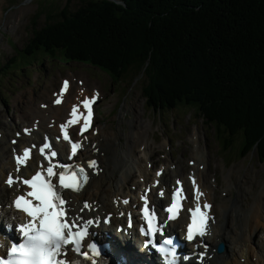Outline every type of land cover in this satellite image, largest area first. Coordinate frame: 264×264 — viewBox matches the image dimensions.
Listing matches in <instances>:
<instances>
[{
    "label": "trees",
    "instance_id": "16d2710c",
    "mask_svg": "<svg viewBox=\"0 0 264 264\" xmlns=\"http://www.w3.org/2000/svg\"><path fill=\"white\" fill-rule=\"evenodd\" d=\"M55 13L26 57L141 75L147 107L194 105L223 150L240 139V157L255 147L264 163V0H80Z\"/></svg>",
    "mask_w": 264,
    "mask_h": 264
},
{
    "label": "rangeland",
    "instance_id": "374dc122",
    "mask_svg": "<svg viewBox=\"0 0 264 264\" xmlns=\"http://www.w3.org/2000/svg\"><path fill=\"white\" fill-rule=\"evenodd\" d=\"M67 2L70 9H75L80 0H0V65L9 66L0 69V90L4 95L0 93V133L4 136V131H7L6 143L16 129L15 126H20V120L27 122L33 118L27 113L29 109L27 107H36L40 100L47 101L50 92L56 90L60 77L66 75L67 71H73V75L82 79L85 76L88 79L85 83L89 85L96 83L103 89L105 97L99 105L96 120L101 137L104 138L111 132L115 133L117 146L120 147L123 142H127L126 138L130 136V131L134 130L135 133L146 125L145 132L142 131L141 134L144 141L156 151L150 153L152 163L156 160L161 162L168 156L172 162L183 163L185 167L183 172L189 168L187 160L195 156L190 154L191 152L204 155L201 160L208 166L206 169L208 171L204 169L203 172L206 185L212 187L215 183L210 182L212 177H215L216 183L219 184L217 191H214L213 199L214 212L218 220L216 232L225 223L228 230L231 229V234L237 236L242 230L240 225L243 219L250 222L246 214L251 211L250 207L259 201L261 191H264V164L257 161L252 153L240 157V139H236L227 147L228 149L223 150V145L215 138L214 128L203 123V118L195 115L190 107L177 108L175 112L165 114L148 109L141 92L142 77L135 78L133 72H128L122 81L112 83L107 74L89 65L51 58L44 59L47 60L46 63L36 59V62L33 61L29 65L26 62L31 57L25 61L21 54L18 55L31 37L32 28L38 29L46 20L54 18L55 11L63 8ZM70 65L87 68L85 71L89 73L74 71ZM11 67H18L20 70L12 71ZM20 111L24 117L20 116ZM141 142L142 140L138 139L137 143ZM136 150L135 157L144 163L142 147L140 149L136 147ZM7 155L10 158L9 150ZM131 179L128 180V189L138 180V176ZM93 190H89L87 194ZM105 192L111 196L114 191L105 188ZM220 192H226V195L221 196ZM223 200H227L231 206L227 213L220 209ZM262 204L263 211L259 217L264 218V199L261 198ZM235 205L237 207H234ZM252 212L254 215V211ZM253 224L256 230L252 238L257 240L264 233V224L260 225L258 221H254ZM246 230L251 232V229ZM133 245L130 252L125 248L123 250L128 257L136 252L138 244ZM114 250L117 261L119 253L117 249ZM238 261L244 262V258H238Z\"/></svg>",
    "mask_w": 264,
    "mask_h": 264
},
{
    "label": "snow or ice",
    "instance_id": "6c2138e0",
    "mask_svg": "<svg viewBox=\"0 0 264 264\" xmlns=\"http://www.w3.org/2000/svg\"><path fill=\"white\" fill-rule=\"evenodd\" d=\"M67 86L68 82L65 81L54 103H61L60 95L65 92ZM95 100L96 94L90 98L85 97L81 102L83 112L79 110L77 105H73L70 119L66 124L61 125L60 131L63 139L71 144L69 159H72L76 154L79 145L70 139L66 127L67 125H75L82 120L83 123L80 124L79 130L81 133L85 132L91 123V105ZM49 148L50 145L46 141L39 146L41 156L45 161H49L47 167H41L30 178H14L9 174L5 181L9 187L16 183L27 187L28 190L17 195L11 203L16 209L26 214L28 219L26 222L15 226V231L19 235V242L11 243L7 247L6 256L0 255V264H66V259L61 257H66L69 252L88 258V253L83 252L81 246L84 238L88 235L87 225L92 224L93 220L89 219L84 224L79 223L83 219L80 216H72L69 220L70 210L62 194L63 190L80 191L84 183L88 181V175L85 169L80 166H76L73 170L69 164L51 163V158L55 157L57 153L52 151L50 155L46 154V150ZM30 158L31 152L27 147L23 149L22 154L14 157L17 166L25 165ZM88 167L95 169L96 162L89 160ZM57 169L61 170L57 171ZM17 170L19 171V167ZM177 184H180V181H177ZM193 189L198 200L202 194L196 189L195 181H193ZM180 193L181 189L177 188L172 193L171 204L164 209L170 221L176 219L180 211L181 204L178 200ZM141 199L145 198L141 197ZM88 207L89 205L85 202L84 208ZM209 209L210 205L206 202L202 206L197 203L194 209H188L190 222L186 226V240L192 241L195 237H203L206 234ZM141 211L144 213V220L147 223L146 229L143 227L140 229L145 237L144 247H152L163 254L165 264H176L174 247H164L160 245L159 241L153 242L151 237L157 233V226L154 225L153 216L148 213L147 208L141 209ZM172 244L171 239L163 241V245L171 246ZM88 247L93 256L99 254L95 245L90 244ZM199 255L202 257L203 253ZM184 259L188 260V257L185 256Z\"/></svg>",
    "mask_w": 264,
    "mask_h": 264
},
{
    "label": "bare ground",
    "instance_id": "6f19581e",
    "mask_svg": "<svg viewBox=\"0 0 264 264\" xmlns=\"http://www.w3.org/2000/svg\"><path fill=\"white\" fill-rule=\"evenodd\" d=\"M68 78L72 80L74 76L68 75ZM69 84H70L69 85L70 88H73L72 82H69ZM94 84L95 83H93V85ZM83 86H86L87 90H91L93 87H95V86L89 87V85L85 83V81ZM150 97L148 99H151ZM72 100H73L72 97L69 96V94H67L64 97L62 103L55 107L52 106L50 102L49 104H47V102H43V108H40L38 104L36 107H31V106L27 107L29 108L27 113L30 114L31 118L33 117V119L29 120L28 125L23 124V126H30L32 129L30 136L25 137L24 139L25 145H28L30 142H34V141L41 142L43 140L42 139L43 134L49 132L54 133L53 138L56 141L55 137L60 134L57 127L58 124L64 122V120L67 117L70 118V113L72 108L69 107H70V102H72ZM42 101L43 100H40L39 102ZM19 113L20 116L22 117L25 116L23 115V112L20 111ZM34 118H39L37 123L35 122ZM35 126L37 127L36 130H34ZM6 132L7 131H4V136H0V144H2L0 147V206H1L0 212L2 213V219L0 218V230L2 231L5 239L8 238L9 236V230L3 228L2 225L4 226V223L6 224L12 223V216L16 217L19 214V212L15 211L12 208V204L8 200V196L11 195V191L17 190L19 186L17 184H14L13 186L9 187L8 185L2 184V182H4V179L6 178L5 177L6 172L11 170L13 167V163L11 161V155L10 158L7 155V152L9 149L11 150L12 145L8 143L9 140L6 143ZM141 133H142L141 129L136 130L135 133L134 130L130 131L129 132L130 136L126 138L127 142L126 143L121 142L122 145L118 147L117 146L118 142L116 141V136L114 135L115 133L112 132L110 134L108 133L103 138L100 136L99 132L92 129L91 126H89L88 129L82 134H78L75 131L77 138L86 148L85 151L80 154L81 159L83 160V162L85 160L95 159V162L98 163V166L96 167L98 169L97 170L98 172L96 173L94 169L93 171L92 169H90L89 171L90 178L85 188L82 191L77 192V194L69 195L70 197H72V201L69 202L71 207L74 205L77 199H89L92 202V205L97 207L96 211L93 214L95 215L99 214L101 211L104 210L108 211L110 210V208H112V203L110 202V195L105 192V188H109L112 190V192L114 191L113 192L114 194H112V196L119 195L118 198L119 203L117 205L118 210L132 208V203L136 198V196H133L130 190L128 189V180L130 178H135V175L136 176L139 175V176H143L145 181L150 182L153 177V170L151 172V170L147 167L148 161H145L143 163L141 162L140 158L135 157L137 151L136 147H139L141 145V143L140 144L137 143L138 139L144 141L143 135ZM144 143L146 144V147L144 149V156L146 158L149 154L145 150L146 149L148 150L149 144L146 143L145 141ZM66 145H67L66 143L56 141V148L59 152V155L62 157H65L67 154V152L65 151ZM200 155L201 157L199 159H202L204 155L202 154ZM197 161L198 159H196V162ZM34 162H35V158L31 159L28 166L29 167L33 166ZM198 165L199 164H197L196 167V175L198 177V181L200 182L202 188L206 190V197L208 199H211L210 193L208 189H206L207 188L206 184L205 185L203 184L204 171L203 169L199 170ZM184 169L185 168L183 163L176 161L175 169H173L172 175L173 176L185 175V172H183ZM206 169H208L207 164H206ZM26 170L27 168L24 169V171ZM29 173L30 172H27L26 175H28ZM169 175H170V169L164 166V173L162 174V178H166ZM87 189L90 190L94 189V190L90 192L88 195L86 193ZM213 190L214 188L211 189L212 192H214ZM261 192L262 193H260V196L258 197L259 201L255 202V204L250 207V209L252 208L251 211L249 210L248 214H246L250 222L248 223L247 220L242 218L243 219L242 224L241 225L239 224L242 230L239 234H237V236H233L234 234L233 235L231 234V229L228 230L227 228L228 226L225 223L220 226L219 231L216 232V240L214 241V244H216V241H223L225 243L227 257L224 255L225 257L224 259L222 255L219 257L217 256L214 262H210L209 264H264L263 241L262 239L258 238L254 243L252 238L253 237L252 235L256 230V227H254L253 224L254 221L256 222L258 221L260 225L264 224V218L259 217L261 215V212L263 211V209L261 208L263 206V204L261 205V198L264 199V191ZM128 195L132 196V202L130 203L129 206L128 205L122 206L120 203L121 199H124ZM220 206H221L220 209L223 212L225 211L226 213L231 209V206L227 200L221 201ZM234 207H237V205H235ZM252 211H254V215ZM182 222L183 221L181 220H177L173 222L172 225L174 226L176 224H181ZM125 223H126V216H125L124 224ZM104 227L106 228L107 226L104 225ZM247 228L251 229V232L249 230L247 231L246 230ZM112 230H114V228H112ZM98 232L100 231L96 227H94L93 230H89L90 236H94L98 234ZM3 236H1L2 239L4 238ZM132 246L134 245H131V247ZM139 250L142 251L141 248ZM181 250H182L181 252L182 257L183 256L185 257L189 254V251L186 249V247H182ZM2 252H4L3 247L0 248V254ZM242 257L244 258V262L238 261V258L240 259ZM254 257H256V259Z\"/></svg>",
    "mask_w": 264,
    "mask_h": 264
}]
</instances>
